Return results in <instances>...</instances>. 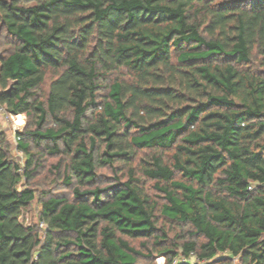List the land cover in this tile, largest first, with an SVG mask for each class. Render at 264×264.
Wrapping results in <instances>:
<instances>
[{
    "label": "trees",
    "instance_id": "trees-1",
    "mask_svg": "<svg viewBox=\"0 0 264 264\" xmlns=\"http://www.w3.org/2000/svg\"><path fill=\"white\" fill-rule=\"evenodd\" d=\"M0 106L26 116L22 164L0 129V264H138L170 228L167 262L264 264V0H0ZM47 156L75 186L41 189V229Z\"/></svg>",
    "mask_w": 264,
    "mask_h": 264
},
{
    "label": "rangeland",
    "instance_id": "rangeland-1",
    "mask_svg": "<svg viewBox=\"0 0 264 264\" xmlns=\"http://www.w3.org/2000/svg\"><path fill=\"white\" fill-rule=\"evenodd\" d=\"M260 58L261 56L259 54H254L252 58V65L256 67H260ZM48 86L47 81L43 84V89L46 90ZM19 114H9L6 112H0V129L4 130L7 134L8 140L10 142V151L11 156L20 164L24 161V156L21 151H19L16 147V141H15V132L20 131L24 128V124L26 122V116L24 114H21L22 119L16 118ZM148 151H139L137 154L138 156H142L146 154ZM151 152V151H149ZM136 158V161H137ZM57 157L56 156H47L45 161V166L40 168L38 173H36L34 181H32V187L35 188V198L28 204L27 207L23 208L21 210V213L19 215V220L26 224V225H32L36 224L38 225V228L43 229L44 224L39 223L38 220V212L40 208V203L38 201V193L41 191V189H49L53 194L64 196L68 199L72 198L73 195V187L75 186V183L73 182L70 185H64L62 183V171H59L58 173L55 172L54 168L50 166L51 163L56 162ZM116 167H110V166H100L96 169V177L95 182L93 185L98 186H105L108 184H112L115 182V177L118 175V172H126V168L121 167L118 163L115 165ZM122 170V171H120ZM152 183L151 180L146 181V185L149 186L150 193L154 192V189L150 187V184ZM177 228H170L169 230V241L160 242V243H153V238L148 239L147 246L148 248L145 249L141 247L140 242L141 240H144L143 238H135L131 239V243L134 244L137 248L141 249L147 256L139 257L137 259L138 264H192L194 262H197V259L193 254H190L188 257L184 256L183 254L179 253L177 256H175L170 262H167V258H165V255L162 253H157V249L163 247L164 245L169 246V248H173L175 250H178L180 252V247H171V243L174 240H176L174 233L177 232ZM40 232V231H39ZM224 253H218L217 255L220 256ZM226 255V254H224ZM236 258H231L230 261L227 264H235Z\"/></svg>",
    "mask_w": 264,
    "mask_h": 264
},
{
    "label": "built area",
    "instance_id": "built-area-1",
    "mask_svg": "<svg viewBox=\"0 0 264 264\" xmlns=\"http://www.w3.org/2000/svg\"><path fill=\"white\" fill-rule=\"evenodd\" d=\"M4 110H3V107L2 106H0V112H3Z\"/></svg>",
    "mask_w": 264,
    "mask_h": 264
}]
</instances>
